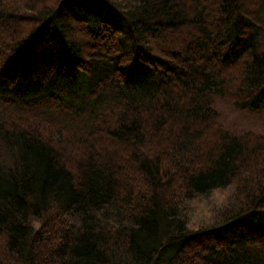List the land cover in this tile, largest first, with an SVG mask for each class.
Instances as JSON below:
<instances>
[{"label":"trees","instance_id":"obj_1","mask_svg":"<svg viewBox=\"0 0 264 264\" xmlns=\"http://www.w3.org/2000/svg\"><path fill=\"white\" fill-rule=\"evenodd\" d=\"M263 93L264 0H0V264H264V134L216 109Z\"/></svg>","mask_w":264,"mask_h":264},{"label":"rangeland","instance_id":"obj_2","mask_svg":"<svg viewBox=\"0 0 264 264\" xmlns=\"http://www.w3.org/2000/svg\"><path fill=\"white\" fill-rule=\"evenodd\" d=\"M80 12V11H79ZM81 13L89 17L92 23L96 26L98 24V20L102 21V15L110 14L99 8H94L91 5H84V9H82ZM108 16V15H107ZM112 17H114L112 15ZM104 18V17H103ZM114 20L122 27L126 28V24L119 18H115ZM132 66L129 67L131 69ZM70 78V79H69ZM63 79H53L51 83L47 86L40 85L37 83L32 84V87L28 93L27 97L33 96H45L49 94L51 91H60L65 90L62 96L68 99H72V96L80 95L81 92L84 93L86 88L87 80L83 75H75L73 78L69 77ZM137 78H133V81H136ZM135 84L133 86H137ZM70 87V89L68 88ZM79 91V93L77 92ZM20 92V91H19ZM72 92H75L72 94ZM83 96V95H82ZM258 105L260 109H256V107L242 108L237 105L231 104L230 102H225L220 98H216V109L223 115V120L226 128L235 133H244L248 131H253L255 133L264 134V93L258 100ZM78 108H81L80 106Z\"/></svg>","mask_w":264,"mask_h":264},{"label":"clouds","instance_id":"obj_3","mask_svg":"<svg viewBox=\"0 0 264 264\" xmlns=\"http://www.w3.org/2000/svg\"><path fill=\"white\" fill-rule=\"evenodd\" d=\"M233 190L230 187L216 186L206 193H195L180 205L181 218L188 227L211 220L231 201Z\"/></svg>","mask_w":264,"mask_h":264}]
</instances>
